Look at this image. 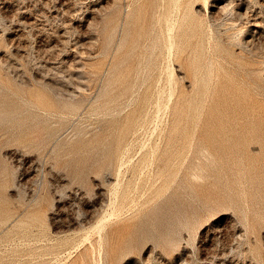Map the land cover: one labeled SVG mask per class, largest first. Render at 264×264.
<instances>
[{"label": "rangeland", "instance_id": "1", "mask_svg": "<svg viewBox=\"0 0 264 264\" xmlns=\"http://www.w3.org/2000/svg\"><path fill=\"white\" fill-rule=\"evenodd\" d=\"M0 264H264V0H0Z\"/></svg>", "mask_w": 264, "mask_h": 264}]
</instances>
